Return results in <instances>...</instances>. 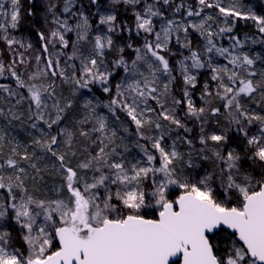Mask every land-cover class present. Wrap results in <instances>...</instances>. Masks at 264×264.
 I'll list each match as a JSON object with an SVG mask.
<instances>
[{
  "label": "snow or ice",
  "instance_id": "snow-or-ice-1",
  "mask_svg": "<svg viewBox=\"0 0 264 264\" xmlns=\"http://www.w3.org/2000/svg\"><path fill=\"white\" fill-rule=\"evenodd\" d=\"M110 4L43 0L34 44L15 35L21 0H0V264H264V56L244 50L264 46V14ZM25 105L30 144L9 131Z\"/></svg>",
  "mask_w": 264,
  "mask_h": 264
},
{
  "label": "trees",
  "instance_id": "trees-1",
  "mask_svg": "<svg viewBox=\"0 0 264 264\" xmlns=\"http://www.w3.org/2000/svg\"><path fill=\"white\" fill-rule=\"evenodd\" d=\"M85 4L88 3V0H84ZM177 2H179V0H177ZM187 3L192 4L194 3V0H186ZM229 2V0H224L225 5H227V3ZM100 3L102 5V11L110 9L111 8V4H110V0H100ZM244 3L248 4L250 7L253 8V10H256L258 12H260L261 14H264V0H244ZM118 10L121 13V16L123 17L124 11L122 7L117 6ZM33 9V4L31 3V0H21V21H20V26H19V30L15 33V35L19 38V37H25L29 40H31V42H33L35 44L36 38L32 36V33L35 32L36 30H44L47 31V27L45 25L44 22V13H43V0H35V14L34 15H29V10ZM92 11L95 12V7H92ZM169 15V17H171V12L167 13ZM213 14L214 11H213ZM194 19H198V18H194ZM255 28L254 25L251 21H239L237 23V27H236V33L239 34L241 36V38L243 39L245 35H252L255 33ZM128 37L127 33L123 34V39L121 38H116V42L118 45H122L123 43L126 42ZM193 37L198 41L199 38L196 36L195 33H193ZM132 39L133 42H136L137 40H139V37H136L135 34H132ZM223 43L225 45L228 44L227 40H224ZM38 47V45H37ZM245 51H248L250 55H255L257 53L261 54L262 56H264V46L260 45V44H249L245 49ZM28 53H25V55H27ZM10 58V54L9 52L6 50V46L0 42V59L7 61ZM112 58V54H109V59ZM261 67H264V65H262L259 61L257 62L256 68L260 69ZM23 70V69H21ZM204 79H206V76L204 77ZM9 81L7 80H3L0 79V83H8ZM202 86V85H201ZM180 83L178 82L177 87L175 89V91L177 93L180 92ZM198 86V90H199ZM69 88L70 86L68 85H64V89H65V94L67 95L69 92ZM197 90V94H196V100L197 103H200L199 100V91ZM99 95V94H97ZM103 99V97H101ZM253 107L255 108V105H253ZM259 110V109H257ZM20 112H23L24 115L22 116V121H24V123H22L21 121H14L13 125L10 127L9 131L11 132V136L15 137L20 143L22 144H30L31 142V135H29V133H32L33 135L35 134V130H32L29 127V124L31 123L30 121H27V106L25 105L24 107L19 109ZM181 116H183V113H180ZM123 119V116H122ZM217 121L219 122V127H216L217 125ZM3 118H0V126H3ZM186 123L188 124V127L192 128V133L191 136L194 138L197 147H199V143H198V136H199V123L198 122H194L192 120H188L186 121ZM227 127V120L224 117H218V118H214L211 119L208 123V125L206 126V132H211L213 130L216 131H221L224 128ZM11 138V137H10ZM129 146L132 150L133 153H136L137 150L132 147L131 145V139L129 140ZM5 152H7V147L5 148ZM203 168H207L209 171H211V167L210 164L208 162H205L202 165V169ZM44 182H46L47 184L51 185L53 183H56V178L54 176L51 175H46L44 178Z\"/></svg>",
  "mask_w": 264,
  "mask_h": 264
},
{
  "label": "rangeland",
  "instance_id": "rangeland-1",
  "mask_svg": "<svg viewBox=\"0 0 264 264\" xmlns=\"http://www.w3.org/2000/svg\"><path fill=\"white\" fill-rule=\"evenodd\" d=\"M27 55H29V53Z\"/></svg>",
  "mask_w": 264,
  "mask_h": 264
}]
</instances>
